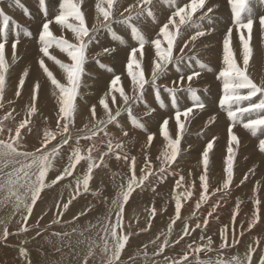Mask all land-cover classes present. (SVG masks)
<instances>
[{"label":"bare ground","instance_id":"6f19581e","mask_svg":"<svg viewBox=\"0 0 264 264\" xmlns=\"http://www.w3.org/2000/svg\"><path fill=\"white\" fill-rule=\"evenodd\" d=\"M74 1L75 0H65V2H64V3H66V5L68 7H70V10L72 12H74L73 13L74 15L73 14L70 15L69 13H71V12L69 11V13H67V15L65 14L66 17H59L60 16L59 12H57V10H56V11H52L50 13V17H48L46 20H47L48 23L52 24V31L59 30L57 28H61V26H63L66 29V31L69 33L70 38H72L73 42H75L77 44H80L78 47H83V48L85 46H87L88 43H89L88 42V30L96 29V28L100 29L103 26L105 27L106 24L108 25V24H111L114 21L123 19V18H119V16L123 15L125 13H127V15H128L130 10H131V12L132 11L135 12L137 9L142 8V12L147 13V9H148L147 7H143L148 2V0H124V1H126L124 3H122V0H120V4H118V5H115L110 0H81V1L80 0H76L78 2H81V6H82L81 10L77 11L75 9L74 5H73ZM103 1H110V2H109L108 5L100 3V2H103ZM154 1L155 0H153V3H154ZM178 1H179V5L178 6L175 5L174 7H171L168 4H165V8H163L162 6L159 5V7H160L159 10L156 9L154 4H153L154 8H153L152 12L154 13V15L156 16L157 19H155V21L152 22V23L146 22L144 20L141 21V22H144V25H145L144 30H147V31L150 30V32H151V30L154 31L156 41H154L155 43H153L152 47H149V46L148 47H145V46L144 47L143 46L140 47L141 44H142L140 42H142V41L138 42L136 40L137 43H140V46L138 45V47L136 49L134 48L135 50L132 48L134 50V54L133 55L129 54V55L126 56V58H121V59H126V60L129 61L128 62L129 65L131 64L130 65L131 66L130 67V71L125 72L122 78H120V79L118 78V80L113 82L112 85H110L111 86L110 87L111 90L109 89L110 91L106 90L107 89L106 86H107V84L109 82L106 81L105 79L100 80L99 79L100 77L97 76L98 74L96 75V77H95L96 79H95L93 77L95 75V72H96L93 69L94 65H93V67L89 65V69H91L92 74L93 73L94 74L93 75L92 74H88V77L85 76V79H84L83 82H84V85L87 86V89L84 88V90L85 89L87 90L85 96L88 97V102L90 104L89 103L87 104V102H85L82 105L76 103L75 108L73 107L74 110L73 109L68 110V108H65L64 105H60V106H63V107H58V104H60V103H58V98L63 96L62 92L58 91V90H60L59 87L60 88H62L61 86L64 87L65 84H68V82H69L68 80L71 77L74 76L73 72L70 71L72 68L68 69L70 67H66V65H65L66 63L64 64V62H63L65 60V61H68L69 63H73V61H74L73 59L74 58H73V56H67L68 53L66 55H64V53L66 51L64 53H62L65 49L63 48L61 43H64L65 41L61 42L58 39H55V40L59 41V43L56 41L57 44H55V45L53 44L54 45L53 49L56 52H49L48 51L49 53L48 52L45 53L43 55V57H42V59H43V61L45 63L48 62V60H50L53 63L52 65H54V67L49 65L50 64L49 63V64H47L48 70H45V71H42V72L38 71L37 65H39L40 62L37 61V59H38L37 58L36 62L33 63L27 69V71L25 73L22 72L24 74L23 78L20 77L21 79H17L15 82H12V84H15V85L19 84V86H20L21 82L25 84V82L28 83V82L33 80V82L36 83V86H40L39 103L41 104V107H42V115L47 118V120H45V121H48V119H49L50 123H51L50 125L48 124L47 129H50L54 124L57 125V126L61 125L62 121L67 120L68 117H70L71 120L76 121L78 127L86 129L85 132L82 131V130L76 131V132L73 133L72 136L69 133V137L66 138L65 141L66 140H70L71 141V139L78 140L77 139L78 137H80V139H82V138H85V139L91 138L93 135H95V133H97L99 131L102 134H105V132H107L109 135L112 136V139H114V140H116L117 138H120L121 136L124 137V135L111 134V132L109 131V127L105 130V126H103L100 130H98L97 128L94 127V125L97 124L99 121H102L103 119L108 117L110 109H108L107 105H109V107L111 105L115 106L116 105L115 104L116 101L120 102V103H123L122 98L126 97V94H124L123 92H126V93L129 92L130 95L132 96V98L135 96V94L138 92V90L143 86V82L139 81L140 77L144 78L143 74L145 75V78H147L148 80H152L153 81V79H155L156 76L159 73L163 72V69H164L163 65L166 63V57H167L165 55L164 51H167V50H163L162 52H160L161 45H162L163 42H165L166 46H169V41L173 42L174 40H176L175 39L176 36H177L178 40L180 39V36H182L181 39H180V48H181L182 52H180V50H175L174 51L175 55H176V59L175 60H177L179 58H182V57H185L186 56L185 54H187V55L194 54L196 52V49H197L198 54L200 55V57L204 58V59H202L204 61V63L199 62L198 65H193L192 67H190V65L192 64V61H191V63H189L190 62L189 61L186 64H183V66L185 68H182L180 66H179L180 68H176V70L177 71L179 70V72L176 73V74H173L172 76H169L168 79L166 78V83H168L169 86H171L172 88L176 84H177L176 85L177 88L190 87V85L194 84L195 82H194V80L192 82H188V81L190 79L192 80L194 75H197L199 73L202 74L201 77H202L203 80L205 79V78H203L204 72L206 73V75H207V73L210 74V75L214 74L213 73L214 70H212L213 69L212 67H209V68L205 67V65H207L209 62H211L212 53H215L214 56L216 58L219 57L218 59L222 60V61L219 60L220 63H219L218 66H221L225 71L232 69L231 71H234L236 73V74L234 73L236 75L235 78H241V79L248 80L247 82H250L249 79H252V80L255 81L256 85L258 84V85L264 87V55L261 53L263 55V58L260 57L261 56L260 55V56H257L254 59V57L256 56L255 55L253 57V59H251L252 53L254 51H253V47L251 49L248 35H245V40H244V41H246L245 43L240 41L238 39L237 35H235V38H236L235 40L236 41H233V45L232 46H233V48L235 47V49H236V55H233V56H231V54L229 53V46L227 45L229 42L227 44H226L225 41H224V43H219V42H217L216 38L211 36V33H210V36H205L204 35V30H209L211 32L216 31L215 36L218 35V37H224V35H226L225 38L228 39V38L232 37L231 34H234L233 32H234L235 27L238 28L239 25L233 27V29H232V27L228 28L227 27L228 26L227 20H223L222 15L224 14V12L221 11L220 7H222L224 0H208V2L209 1L211 2L209 4H208V2H205L206 0H178ZM228 1L230 2V0H228ZM25 2L27 3V0H25ZM30 2L33 3L34 7L36 8L37 0H31ZM233 4H234V2H233ZM104 7H106V8H104ZM11 10H12L11 7L8 8L7 6H5V13L11 14ZM39 10H40V8H39ZM33 11L37 12L36 9H33ZM20 12H21V14H26V7L22 6L20 8ZM221 12H222V15L219 17ZM201 13H203L205 15L203 16V14H201ZM226 13H227V11L225 12V14ZM16 15L18 17H20L22 19V21H25L26 19L29 20L28 18H26L23 15H20L19 13H16ZM198 15H200V16L198 17ZM229 15L230 14H228V16ZM9 17H10V15H9ZM205 17H207V18H205ZM221 17H222V19L219 20V18H221ZM240 17H242V16H240ZM247 17L248 16H245L244 18H246V19H244V18L243 19L246 21ZM36 18L37 17H35L34 19H36ZM65 18H68L71 21V23L63 22L65 20ZM196 18H198V19H196ZM203 18H205V19H203ZM40 19H42V18H40ZM237 19H239V17H237ZM42 20L44 21V19H42ZM250 20H252V18ZM250 20L248 22H252L253 21V20L252 21H250ZM5 21H6V24H7L6 17H0V29H1L0 30V36L1 37L5 33V32L3 33L4 30L2 28L5 25ZM43 21L41 23L42 25L44 23ZM185 21H186V23H191V25L188 24L187 30L192 35L188 34V32L186 30H184L185 32L183 34H179L178 33L180 30H182L181 24L183 22H185ZM189 21H191V22H189ZM245 21H244V23H245ZM255 21H257V20H255ZM260 21H262V20H260ZM242 22H243V20H242ZM235 23H233V24H235ZM88 24L91 25V28L88 26ZM236 24H240V22H237ZM242 24L243 23H241V25ZM250 24H252V23H250ZM253 24H254V22H253ZM42 25H40V26H42ZM122 27H123V31H124L126 29L128 30L130 26L129 25H122ZM41 28H43V30H44V28L47 29L46 33H48V29L49 28H47L46 26H42ZM118 28H120V27H118ZM81 29L83 30V32L80 31ZM43 30H41V31L43 32ZM100 30H102V29H100ZM18 31L20 32L21 29L19 28ZM236 31L237 30H235V32ZM89 32H91V31H89ZM150 32H149V34H150ZM118 34H119V32H118ZM125 34L127 35V37L126 38L123 37L122 39L120 37H118V35H117V38L114 37L115 35L114 36L112 35V38L111 39H106V42L105 41L102 42L104 39L102 41H99V42L95 41L96 42L95 44H94V42H92L94 44L93 45L94 46L93 47L94 53L97 54V53H100V52H105V53L106 52H113V53L119 54L121 51H118V49H116V48L115 49L112 48L113 43H121L122 42V44H123L128 39H130V44L131 45L133 43V40H131V39H133L131 37V34L132 35L134 34L133 31H131L130 35H128V33H126V32H125ZM149 34L146 37H148ZM206 34H207V32H206ZM228 34H230V35H228ZM69 35L66 34L65 37L68 38ZM142 36H144V35L142 34ZM242 36L243 35H240L239 37H242ZM6 37H5V39H6ZM13 37H16V36H13ZM146 37H144V38H146ZM2 38H4V36ZM261 38L257 39V44L260 47L259 49H261V47L263 46L262 51L264 53V30H262V37ZM141 40H143V39H141ZM203 40H204V42H202ZM3 41H4V39H3ZM30 41H32V40H30ZM50 41L48 39L46 42H50ZM253 41H255V40H253ZM0 42H2V41H0ZM37 42H38V40H37ZM43 42H44V40H43ZM9 43H11V42H9ZM39 43H41V41ZM188 43H190V44L188 45ZM211 43L219 44L220 48L216 52H214V50L212 49V45L213 44L211 45ZM135 44H136V42L134 41L133 45H135ZM194 44H197L196 49L193 47ZM215 44L213 46H215ZM17 45L18 44L15 45V43H14V45H11L9 47H4L3 46V47L0 48V73L6 67L9 69L10 65H12L14 63L15 58L17 56L19 57V55H16V54H18L17 50H16L17 49ZM44 45H47V43L46 44L44 43ZM116 45L117 44H115V46ZM219 45H217V46H219ZM51 47H53V46L51 45ZM67 47H68V44H67ZM180 48H178V49H180ZM39 49L43 52V44L41 46H39ZM129 49H131V48H129ZM129 49L124 54H126L127 52L131 53L132 49L131 50H129ZM30 50H31V48H30ZM35 50H37V48ZM71 50L72 49H70V51ZM70 51H67V52H70ZM91 51H92V49H91ZM25 52H26V50H25ZM40 53L41 52L39 51V54ZM61 53L63 54V57L60 58V61H61V63L63 65L58 62L59 61L58 57H59V55ZM167 53H168V51H167ZM83 54H85V53H83ZM257 55H259V53ZM40 56H42V55L40 54ZM80 57H81V55H80ZM101 59H103V58H101ZM118 59H120V58H118ZM121 59H120V61H121ZM115 60H117V59L115 58ZM31 61H33V60H31ZM107 61H109V60H107ZM106 62H103V63H100V64L104 65V63H106ZM111 62H109V64ZM212 62H213V60H212ZM212 62H211V64H212ZM88 63L91 64L90 61ZM123 63H124V61L122 62V64ZM41 64H43V63H41ZM92 64H94V63L92 62ZM95 65H97V64H95ZM115 65H113V66H115ZM213 65H215V64H213ZM42 66H44V65H42ZM110 66H111V64H110ZM124 67H123V69H124ZM126 67H125V69L127 70ZM144 67H145V69H144ZM43 69H45V68H43ZM107 70L110 71L111 69H107ZM117 70H116V72H117ZM146 70H147V72L149 74L148 77H146ZM82 71H83V68H82ZM101 71L102 70L100 69L99 73ZM200 71H203V72L201 73ZM219 71H216V72H219ZM105 72H106V70H105ZM111 72L112 71H110V73ZM123 72H124V70L121 71L120 74L123 73ZM28 73H29V75H28ZM228 73H230V71ZM102 74H104V73H102ZM111 74H113V73H111ZM12 75H14V74L11 71L9 73V76L12 77ZM19 75H20V73H19ZM105 76L108 77L109 75L106 74ZM113 76L115 77L116 75H113ZM227 77L228 76H225V78H227ZM225 78H220V79L216 78L217 79L216 82H218V84L221 83L220 85H222L223 81L226 80ZM230 78H232V77H230ZM235 78L233 77V79H235ZM78 79H80V78H78ZM107 79H109V78H107ZM235 80H236L235 83L239 82L238 81L239 79L238 80L235 79ZM231 81H232V79H231ZM247 82H245V83H247ZM102 84H104V85H102ZM178 84H180V85H178ZM224 84H227V83H224ZM232 84L234 85L233 81H232ZM232 84H231V86H232ZM250 84L251 85H249V86H252V83H250ZM204 85H205V87L208 86L206 84H204ZM10 86H12V85H10ZM77 86H78V84H77ZM247 86H248V84H247ZM69 87H71V86H69ZM220 87H222V86H220ZM239 87L241 88L243 86H239ZM64 88L66 89V87H64ZM252 88H254V87H252ZM202 89H200V90H202ZM244 89H243V91H245ZM248 89L246 90V92H248ZM30 90H31V87H30ZM33 90H34V88H33ZM64 90H63V93H64ZM67 90H69V89H67ZM233 90L232 91L235 92V89H233ZM17 91H18V89H17ZM95 91L98 94L103 92V91H105V93H103V94L101 93L102 96L99 97L98 95L95 94ZM204 91H206V90H204ZM212 91H213V89H212ZM252 91L250 90V93ZM76 92H77V90H76ZM76 92H74V93H76ZM83 92H85V91H83ZM1 93H3V90H2ZM222 93L223 92H221V94ZM250 93H246V94L248 95ZM254 93L253 94L251 93V95L253 96ZM263 93H262V96L264 95ZM35 94H37V92ZM233 94H232V96H233ZM151 95H152V93H151ZM163 95L165 96V98H169L171 94H166L165 91H164ZM116 96H118V99H116ZM175 96H176V94H175ZM191 96L192 95H187V99H189ZM228 96H229V94H228ZM232 96H231V99H233ZM236 96H238V95H236ZM252 96H250V99H251ZM262 96H261V98H264ZM89 98H91L93 100L90 102ZM240 98L241 97H239V100H241ZM259 98H258V100H259ZM14 99H15V97H14ZM250 99H249V101L245 100L246 101V105L249 102H251L252 100L253 101H254V99L256 100V97L253 98L251 101H250ZM236 100H238V98ZM258 100H256V102L255 101L254 102L257 103ZM60 101H61V99H60ZM74 101L75 100H73V102ZM82 101H85V100H82ZM194 101H195V98L191 99L192 104L194 103ZM262 101H264V100H262ZM262 101H259V102L261 103ZM188 102L189 101H186L185 103H183V106L185 107L183 109V111H185V112H181L178 115L171 114L172 115V120H169L170 121L169 124L167 126H165V127H162L163 125L161 126V128L163 129V132L161 134V138H162L161 146H160V148L158 150H156L155 152L152 153V158L153 159L150 160L151 163H157L158 165L160 163H165L169 159L168 154H170L172 151L175 150L174 149L175 143L178 144V142L185 135L186 129L184 128L182 123L188 124V117H190L189 116L190 112H187L186 110L189 109V108L195 107V106L189 107ZM32 103L34 104V102H32ZM32 103H29V105L32 104ZM155 103L160 106L159 102L155 101ZM216 103H218V102H216ZM238 103H239V101H238ZM252 103L253 102L249 103V105H253ZM262 103H264V102H262ZM23 104H26V103L23 102ZM189 104L192 105L191 103H189ZM3 105H2V107L8 106L7 104H5L6 106H3ZM68 105H70V104H68ZM220 105H222V104H220ZM246 105H245V107H246ZM258 105H259V103L256 104L255 106L258 107ZM22 106L17 105L16 106V110L14 109L15 111L13 113H11V116H10V118L13 120V122L18 127L21 126L22 118L25 117V114H26V112L23 110ZM261 106L262 105H259V107H261ZM68 107H71V105L68 106ZM252 107H254V106H251V108ZM249 108H250V106H249ZM4 109H6V108H4ZM29 109L31 110V108H29ZM220 109H222V107H220ZM170 110L174 111V109H170ZM193 110L195 111L196 108H193ZM226 110H227V108H226ZM11 111H13V110H11ZM195 114H196V112H195ZM230 114H231V112H230ZM252 114H255V113H252ZM3 116H5V115H3ZM96 116L98 117L97 119L95 118ZM203 116H204V114H203ZM262 116H263V114H262ZM213 118H215V117H213ZM40 119H42V118H40ZM234 119H237V118L234 117ZM2 120H3V118H2ZM160 120H162V119H160ZM202 121L206 122V119H203ZM229 121H233V120L231 118H228V122ZM121 122H123V121H121ZM219 122L214 121V120H210V121L208 120V122H206V124L209 127V131L208 132L206 131L207 133L203 136V138L205 137L204 141H203V138H200V140H199V138L194 139V141H201L200 143H197L195 145L196 146V150L199 152V155L194 159V161L192 163L185 162L186 164H184V163L179 164V165L177 164L182 169V171L181 170L180 171L184 175H186L190 180L193 179V178H191V176L192 177L194 176V177L197 178L196 181L197 180H203L201 183H204L205 181H209L211 183L216 184V187H219V186H221L222 184H224L226 182H230V179H231V177L233 175L231 173L232 167H234V165L237 164L236 162L242 163V158H240L241 156L238 158L237 155H236V152L239 149L236 151V149H237L236 147L238 146V144H237L238 140H236L237 133H236L235 129H232L229 126V124L226 123V121L223 124H221ZM47 123L48 122H45V125ZM111 123L113 124V122H111ZM190 123H192V122H190ZM238 124H240V122H238ZM117 125H120V124H117ZM27 126H28V124H27ZM250 126H248V127H250ZM42 127H44V126H42ZM157 127H159V126L156 125L155 129ZM240 127H241V129H244V130L248 131L251 136H253L255 139H257L258 144L256 145V147H259L261 145L263 140H259V139H260V136L264 137L263 134L259 135L257 133H254L253 129H249V128H247L245 126H242V125ZM251 127H253V126H251ZM111 128H113V127H111ZM116 128H117V126H116ZM22 129H24V128H22ZM62 129H63V127H62ZM135 129H136V127H135ZM24 130H26V129H24ZM32 130H33V133H31V135H29V132H28L27 136L24 134V136H26V138L25 139L23 138L24 141L21 139V141L19 142L21 144L18 145V147L21 146L22 150H24L27 154H30L31 157H32V155H31L32 153H36V155H37V153H42L43 152V150H42L43 148L40 149V147H41L40 140L45 141L43 139L46 136V135L43 136L44 137L43 139L41 138L43 131H46V130H42L41 129V124L40 125L37 124V126H33ZM52 130H55V129H52ZM59 130H60V128H59ZM123 130H124V127H123ZM111 131H112V129H111ZM124 131L126 132V130H124ZM20 132H21V129L16 131V132H2L1 128H0V139L3 140V139H7L9 137L10 138H12V137L15 138L18 135H21ZM113 132H114V130H113ZM115 132H117V129H116ZM127 132H128V130H127ZM140 133H143L140 129L135 132V134H140ZM48 135H50V134H48ZM215 135H218V139H216V138L214 139ZM132 136H133L132 133L129 134V137H132ZM18 137L20 138L21 136H18ZM107 138H109V137H107ZM45 139H48V138H45ZM92 139H93V137H92ZM99 139H101V138H99ZM145 139H146L145 135L141 134L139 139H136L135 142H136V144L138 146L145 147V146L150 145V144H157L160 141V138L156 134H154V136H153V139L155 140V142L153 141L152 136H151V138H150V136H148L147 139L146 140ZM183 139H186V137L183 138ZM7 141H6V143H7ZM9 141H11V140H9ZM108 141H109V139H108ZM48 142L49 141H47V143ZM255 142H256V140H255ZM9 143L10 142H8L7 144H9ZM15 143H17V141ZM47 143L44 142L43 146L46 147ZM66 144H68V143H66ZM72 144H70V145L68 144V146L66 148L68 150L67 151L65 150L66 151L65 152V159H63V158L59 159L58 158L59 160H58L57 163L52 162L53 161L52 159L55 156H56V158L58 157L57 154L60 153L59 151H58V153L55 154V156L53 154H51V153L50 154H48V153L44 154L45 156L48 155V157L50 158V162L47 160L46 163H50L49 167L50 168L52 167L53 170L51 169L52 170L51 173L48 174V182L49 183L51 182V183L49 184V186L46 185L47 188L45 186V188L47 190L44 189L45 191H43V190L40 189L38 192H36V193H40L39 197H41V200L38 198V196H36L37 194L35 196H32L34 193L30 195V187L31 186L33 187L32 184L40 181L44 177V175L41 173L42 170L40 169V166L43 165L42 163H40V161H43V160L40 159L41 156L38 157V159H37L39 163H37V160L32 159L33 157L32 158L29 157L31 159L26 160V161H29V163H24V162L23 163H15V162L14 163H11V162L8 163L9 161L7 163H4V162L0 163V173L2 172V170H4L2 172V174H0V183H1V185H0V264H166L167 262H169V259L166 258L171 253V252L168 251L169 247L168 248L163 247V249L160 250L161 254L157 258L156 256L153 255V253H154L153 246H151L149 248H145L143 250V251H148V255H143L142 253H139V252L123 255L117 250L109 251L106 248H104V246L102 245V242L105 241L106 238H109V239L113 240L118 246L124 247V250H130L131 248L132 249H138V248H140V246H143V244L141 242H130V243L127 242V243H125V242H122L120 239H116V234L109 228V226L110 227H115V225L113 223H109L108 221L106 222L104 220V214H105L106 210L108 209L109 205L111 204V202L113 204H115V202L121 200V198H122L121 197V193H122L123 190L127 189L130 186H132V189L130 191H132L133 189L136 190L135 187H137L138 185H136L134 187L133 173H142L145 170V167L144 166L136 167L135 163H137L138 161L135 160L130 153H126L129 156L128 155L124 156V155H122V153H120L121 151L118 148H116L115 146L106 145V147L101 150V153L102 152H104V153H102V154L100 153L101 157L103 156L104 159L103 158H101V159L99 158L100 160H102L104 162L105 165H102L101 167L96 169L94 166H97L96 165L97 163H95V161L97 162V160H94V161L91 160L89 151L91 149H95L99 145H101V144H99V141H97L96 139H94V141L93 140L92 141L88 140L87 142L83 141V143L81 145L79 144V145H74L73 147H71ZM6 146H8V145H6ZM16 146H14V147H16ZM63 146H62V149H60V151L63 150ZM177 146L180 147V144H178ZM21 148H18V149L20 150ZM248 148L249 147H245L243 150H241L242 154L245 156V165L247 167H248V165L253 166L254 162L262 164L263 161H261L259 159V155L260 154L258 155V153H257V155L255 153V161L253 163L250 162L251 161L250 160L251 153H249ZM3 149H4V147H3ZM76 149H84L85 150V153H82L83 154L82 157L83 158L85 157L84 158V162L80 163L78 166L79 167H83L84 169L88 170V173H89L88 177L95 170L94 171V175H97V176H96V180L94 182V187H95L96 190L104 189V192H103V194H101L99 192V193L96 194V196L92 195L91 193L87 194L88 197L79 199V202L77 203V205L71 206L72 208H69L67 211H65L63 209L67 208V205L68 206L71 205V202H68V201H70L69 198H71L72 195L78 193L80 190L83 191L85 189V182L86 181L83 179V177L80 174H77L74 178L69 179V180H66V176H68V174H65L66 176H62V178H65L64 181L59 183V184H57V182H58L57 181L56 182L57 185L52 184L53 183L52 181L56 179V177H57L56 174H60L61 175L66 170L65 168L67 166H70L69 170H72L73 165H75L77 163L76 160H78L80 158V155L77 157L75 155V153H74V151ZM163 149H164V151H166V153L163 151ZM7 150H6V153H7ZM44 150H45V152L50 151L49 149H48V151H46V149H44ZM98 150H99V148H98ZM0 152H1V150H0ZM9 152H10V150H9ZM106 152L110 153V155L107 156ZM241 152H239V153H241ZM244 152H246V154ZM254 152H256V149H254ZM259 152L264 155V148L261 147ZM85 154H89V155H86L87 156L86 157ZM36 155H34V156H36ZM39 155H41V154H39ZM61 155H62V153H61ZM20 156H22V155H20ZM20 156H18V157H20ZM42 157H43V155H42ZM59 157H61V156H59ZM119 157H123L124 161H118V160L115 159V158H119ZM3 158L4 157L2 156V159ZM23 158L26 159L28 157H26V158L23 157ZM5 159H7V158H5ZM43 159H46V158H43ZM173 159H174V157H173ZM55 160H57V159H55ZM144 160H147V159L142 158V159L139 160V163L143 162ZM98 162H99V160H98ZM176 162H177V160H176ZM143 163H145V162H143ZM222 163L225 164L226 170L219 172L218 169H219V167L221 166ZM26 164L30 165V166H33L31 168L32 169L31 175L27 179H23V180L22 179H19V180L17 179L18 181H16V182L13 181L14 185L11 186L7 191L5 190L6 189L5 187H3V188H5V189H3L2 188V184L6 183L5 185L8 186L9 184H11L10 182H12V180L11 181H7L8 177H10V174H11L10 172L12 170L14 171V169L19 168L21 166H25L24 168L26 169ZM171 164H173V163H171ZM154 165L152 164V166H154ZM256 166H258V165H256ZM37 167H39V168H37ZM112 167L116 168V170L115 171H110L109 169L112 168ZM67 170H68V167H67ZM248 170H249V168H248ZM245 171H247V170H245ZM27 172H29V170ZM100 172H104L106 174L107 179L105 181H103L99 177V173ZM176 173H178L177 170H176ZM210 173H212L213 176ZM248 173H249V171H248ZM246 174H247V172H246ZM172 176H174V174ZM179 176L181 177V175H179ZM234 176H235V174H234ZM1 177H4V179L1 178ZM163 177H164V175H163ZM180 177H176V179L177 180L184 179V178H182L183 176L181 178ZM242 177L243 176L238 177V179L242 178ZM14 178H16V177H14ZM158 178H159V176H158ZM166 178H168V176ZM29 179H31L32 181H30ZM33 179H35V180L33 181ZM154 179H156V178H154ZM189 179H188V181H189ZM56 180H58V179H56ZM157 180L158 179H156V181ZM163 180H164V178H163ZM177 180L170 179L166 183V185L162 186V188L159 191L157 189H156V191H150V190H153V186H152V188L149 190V192L147 191V192L144 193L140 189V191L142 193L141 192L132 193V194H134L133 198L135 197V198H137L139 200V207H138L137 213L138 212L143 213V214L146 213L145 214L146 215V219L150 216V213H152L151 212L152 210H155V208L159 209L158 213L160 215L158 214V216L156 217V219L154 220V222L151 225L149 223H146V222L144 223V225H146L147 227H146V229H143V230H145V232L148 231L150 233L143 237V240H142L143 243L144 242L153 243L156 240V238L158 239V237H159L158 233L160 231V226L167 225V222H165V221H167L169 218H171V217L177 218L178 217V215H179L178 208L181 207V205H182L180 203V199L178 201V195L182 193L184 188H183V185H180V184H179L180 185V190L178 189L179 187L177 188V185H176V181ZM42 181H44V180H42ZM236 181H238V180H236ZM136 182H138V181H136ZM155 183H153L152 185H154ZM197 184H198V182H197ZM41 185H44V184H41ZM145 185H146V183H145ZM161 185H162V183H161ZM204 185H207V184H204ZM148 187H150V186H148ZM35 188H36V186H35ZM35 188L33 187V189H35ZM154 188H156V187H154ZM157 188L159 189L160 187H157ZM205 188H202V190L205 189ZM42 189H43V187H42ZM195 189L197 190V187H195ZM135 190H134V192H135ZM143 190H144V188H143ZM208 190H209V188H208ZM211 190L213 191L214 189H211ZM257 190H258L257 187L254 188L253 189V194ZM35 191L33 190V192H35ZM203 191L206 193V190H203ZM216 191H217V189H216ZM250 191H252V190L248 191L249 195H250ZM262 191H264V188H262ZM116 192L119 193V196H114V194H116ZM198 192L200 193V191H198ZM214 192H215V190H214ZM79 193H81V192H79ZM185 193L188 194V191H186ZM205 193H203V195H205ZM132 194H130V195H132ZM189 195H190V192H189ZM201 195H202V193H201ZM193 196H194V194H193ZM250 196H252V195H250ZM74 197H75V195H74ZM130 197L132 198V196H130ZM207 197L209 198L208 195H207ZM225 197L228 198L227 196H225ZM252 197H254V196H252ZM126 198H129V197H127V195H126ZM187 198H189V197H187ZM211 198H212V195L210 196V199ZM189 199H193V197L189 198ZM200 199H201V196H200ZM200 199H199V197H197V199L193 200L192 202L189 201V202H191L190 205L192 206L193 210L197 211V209L199 208V205L201 203ZM72 200H73V198L71 199V201ZM203 200H204V198H203ZM175 201H178L177 203H180L181 205H179V207H176ZM62 202H63V205L60 208L63 211H61V210L57 211L56 208L59 205H61ZM34 203H36L35 207L30 208V205H34ZM244 205L245 204L243 203L242 206H244ZM204 206H206V205H204ZM238 207L240 208L241 206H238ZM200 208H202V207L200 206ZM148 210H150V212ZM156 210H155V212H156ZM182 210H183V208H182ZM213 212H215V210L214 209L212 210V208L210 209L208 207V208H205V211L203 212V213H205L203 215H205L206 218L201 214V212H200V214L202 215V217H199V216L198 217L201 218V220H203V222H204V221L207 220L208 216L211 215V213H213ZM222 212H224V210H222ZM222 212H217L216 211L217 215L215 217H213V220L216 221L217 225L221 224V222H222L221 219H222V217H224V215H223L224 213H222ZM188 213H190V212H188ZM184 214H186V213H184ZM194 214H196V216H197V213H194ZM182 215H183V213H182ZM158 218L162 219V221H160V224H161L160 226L156 225ZM257 219L260 220L259 218L256 217V219H254V220H250V219L248 220L247 219L246 221H242L241 224H240V227L243 228V226H241V225L244 224L245 227L248 226L249 228L252 229L253 227H255L256 225L259 224ZM209 224H214L215 225V222L214 223H209ZM204 225L207 226V224H204ZM128 226H130V224ZM197 226L199 228V224ZM93 230H96V231H93ZM143 232H140V233H143ZM249 238H250L249 242L252 241V243H255L253 252H251V251L249 252L250 255L252 256V254L256 251L257 244L261 242V239L259 238V241L256 240L258 237L255 234L250 236ZM138 239H139V236L137 237V239H134V240L137 241ZM152 240H153V242H152ZM263 241L264 240H262V242ZM246 244H247V242L245 244H243L241 247H243ZM240 248H239V250H240ZM183 249H184V251H187V249L185 247ZM259 249H261V248L259 247ZM239 250H238V254H235L236 258L239 261L240 260L243 261L244 257H246V260H248L249 254L245 255V253H247V250L244 247H243V249L240 250V252H239ZM263 250L264 249H262V251ZM259 251L260 250H258L257 252H259ZM162 253H163V255H162ZM256 255H257V253H256ZM112 256L115 257V263H113L112 260L110 259V257H112ZM122 256L124 257V259H122L123 258ZM120 257H121V259H120ZM259 257H260V255H259ZM260 258H262V257H260ZM260 258H258V259H260ZM262 259H264V256H263ZM254 260H255V257H254ZM256 261H258V260H255L254 262H256Z\"/></svg>","mask_w":264,"mask_h":264},{"label":"rangeland","instance_id":"374dc122","mask_svg":"<svg viewBox=\"0 0 264 264\" xmlns=\"http://www.w3.org/2000/svg\"><path fill=\"white\" fill-rule=\"evenodd\" d=\"M0 1H1L0 2V17H6V19H7V24H6V21H5V25H4V27H2L3 30H4L3 33L4 32L5 33L3 35L4 38H2L3 36L2 37L0 36V41H2V42H0L2 44V45L0 44V48L3 47V46L4 47H9L11 45H14V43H15V45L18 44L17 45V49H16L18 54H16V55H19V57H20L19 58L17 56L18 58L17 57L15 58V61H14V63L12 65H10V68L8 69L6 67L1 72L2 74L0 73V77L2 78V79L0 78V113H1L0 114V128H1L2 132H16V131L21 129V132H20L21 135H18V136L22 137V138L21 137L19 138L17 136L18 138L17 137H15V138H13V137L10 138L9 137L10 139L9 138L3 139V140L0 139V143H1L0 144V150L2 152V153L0 152V154H1L0 155V157H1L0 158V163H2V162L7 163L8 161H9L8 163H10V162L11 163H14V162L15 163H23V162L24 163H29V161H26V160H29L32 157H33L32 159L37 160L38 157L41 156L40 159L43 160V161H40V163H42L43 165L40 166V169L42 170L41 173L44 175V177L40 181H38L36 183L33 182L34 184H32V185H33L34 188L36 186V188L33 189L32 186L30 187V195L34 193L32 196H35L37 194L36 196H38V198L41 200V197H39L40 193H36V192H38L40 189L45 191L44 189H46L47 186H49V184L51 183V182L50 183L48 182V174L51 173L53 168L49 167L50 163H46L47 160L50 162V158L48 157V155L45 156L44 154H46V153L50 154L51 153V154H53L55 156V154L58 153V151H59L60 153L57 154L58 157L57 158H56V156L54 157L57 160H55L54 158L52 159L53 160L52 162L57 163L59 159H61V158L65 159V152L68 150V149H66L68 144L70 145V144L73 143L71 145V147H73L74 145H79V144L81 145L83 143V141L84 142L85 141L87 142L88 140L89 141H92V140L94 141V139H96L97 141H99V144H101V145H99L95 149H91V150L89 149L90 150L89 152H90L91 160L92 161L97 160V162L95 161V163H97L96 164L97 166H94L96 169H98L102 165H105L104 162L102 160H100V159L103 158V156L101 157V154L104 153V152L101 153V150L104 149L106 147V145L115 146L116 148H118L121 151L120 153H122V155H124V156L128 155L126 153H130L132 155V157L135 160L138 161L137 163H135L136 167H140V166H144L145 167V170L142 173H133L134 187L136 185H138L137 187H135L136 190L133 189L132 191H130L132 189V186H130L127 189L123 190L122 193H121V197H122L121 200L115 202V204H113L111 202V204L109 205L108 209L106 210V212L104 214V220L106 222L108 221L109 223H113L115 225V227H110L109 226V228L116 234V239H120L122 242H125V243H127V242H129V243L130 242H141L143 244V246H140V248H138V249H132L131 248L130 250H124V247H120L113 240H111L109 238H106L105 241L102 242V245L104 246V248H106L109 251L117 250L123 255L130 254V253H136V252L142 253L143 255H148V251H143V250L145 248H149V247L153 246V248H154L153 255L158 258L159 255L161 254L160 250L163 249V247H166V248L169 247L168 251L171 252V253L166 257L167 259H169V262H167L166 264H264V259H262L263 256H264V250L262 251V249H264V243H263L264 241L262 242V240H264V200H263L264 199V191H262V188H264V158H263L264 155L259 152L261 147L264 148V137L260 136L259 140H263V142L261 143V145L259 147H256V145L258 144L257 139H255L253 136H251L248 131H246L244 129H241V127H240L242 125V126H245V127L249 128V129H253L254 133H257L259 135H261V134L264 135V110H263L264 109V105H263L264 103H262V102H264V101H262V100H264V98H261L262 93L264 92V87H262V86H260L258 84L256 85L255 81L252 80V79H249L250 82H247L248 80L241 79V78H235V76H236L235 74L236 73L234 71H231L232 69L225 71L221 66H218L220 61H222V60L218 59L219 57L216 58L214 56L215 53H212V55H211V62L213 60L212 64H211V62H209L207 65H205V64L204 65L207 68L212 67L213 68L212 70H214V72H213L214 74L210 75V74L207 73V75H206V73L204 72L203 78H205V79L203 80L202 77H201L202 74L199 73L200 75L199 74L194 75L192 80L190 79L191 81L190 80L188 81V82H192L194 80V82H195L194 84L190 85V87L177 88L176 87L177 84H176L172 88L171 86H169L168 83H166V78L168 79L169 76H172L173 74L178 73L179 70L177 71L176 68H180V67L185 68L183 66V64H186L189 61H190L189 63H191V61H192V64L190 65V67H192L193 65H198L199 62L204 63V61L202 60L204 58L200 57V55L198 54V51L196 49L197 44H194V46H193L196 49V52H197V53L195 52L196 54L195 53L191 54V55L185 54L186 55V56L184 55L185 57H182V58H179V59L175 60L176 59V55H175L174 51L175 50H180V52H182L181 48H180V39H181L182 36H180L179 40L177 39V36H176V38H175L176 40H174L173 42L169 41V46H166L165 42H163L162 45H161L160 52H162L163 50H167L168 51V53H167V51H164V53H165V55L167 57H166V63L163 65L164 66L163 72L159 73L156 76V78L153 79V81L152 80H148L147 78H145V75L143 74L144 78L143 77L139 78V81L143 82V86L138 90V92L135 94V96L132 98V96L130 95L129 92L128 93L123 92L124 94H126V97L122 98L123 103H120V102L116 101V103H115L116 105L115 106L111 105L109 107V105H107L108 109H110L108 117L103 119L102 121H99L97 124L94 125V127L97 128L98 130H100L103 126H105V130L109 127V131L111 132V134L124 135V137L121 136L120 138H117L116 140H114V139H112V136L109 135L107 132H105V134H102L99 131V132L95 133V135L92 136L93 139H92V137L91 138H87V139H85V138L80 139V137H78L77 138L78 140L71 139V141L70 140H66L65 141V139L69 137V133L72 136L74 132L79 131V130H82V131L85 132L86 129L78 127L77 126V122L74 121V120H71L70 117H68L67 120L62 121V124H63V125L61 124L62 126L61 125L57 126V125L54 124L50 129H47L48 124L50 125L51 123H50L49 119H48V121H45V120H47V118L42 115V107H41V104L39 103L40 86H36V83L33 82V80L28 82V83L25 82V84L21 82L20 86L22 88L19 86V84L18 85L12 84V82H15L17 79L23 78V75H24L23 73H25L27 71V69L33 63L36 62L37 58H38L37 61L40 62L39 65H37L38 71L42 72V71L48 70L47 64H49V63H50L49 65L54 67V65H52L53 63L50 60H48V62L45 63L43 61L42 57L48 51L49 52H56L53 49L54 45L57 44V42L59 43V41H61V42L65 41L64 43L60 42L62 44L63 48L65 49V50L63 49L64 51L62 53H64L66 51L64 53V55H66L68 53L69 55L67 54V56H73V58H74L73 60L74 61H73V63H69L68 61H65V60L63 62H64V64L66 63L65 64L66 67H70L68 69L72 68L74 70V71L72 69L70 70V71L73 72L74 76L72 75L73 77H71L68 80L69 82L67 81L69 85L68 84H65L66 86L64 85V87H66V89L63 86H61L62 88L59 87L60 90H58V91L62 92V95L64 97L62 96V97L58 98V103H60V104L57 103L58 107H63V106H60V105H64V107L68 108V110H71V109L74 110V108L76 106V103L82 105L85 102H87V104H88L89 103L88 102V97L85 96L86 95V91H87L86 90L87 86L84 85L83 81L85 79V76L88 77V74H92L91 69H89V65L92 66V67L94 65L93 69L96 71L95 75L93 76L94 78L98 74L97 76L100 77V78L98 77L100 80L105 79L106 81L109 82L107 84V86H106V88H107L106 90H109L110 87H111L110 85H112L113 82L118 80V78L119 79L122 78L125 72L130 71V67H131L130 65L131 64L129 65V63H128L129 61L126 60V59H121V58H126V56L129 55V54L133 55L134 54V50L138 47V45L140 46V43H142L140 47H142V46L143 47L144 46L145 47H148V46L152 47L153 43H155L154 41H156V39H155L154 31L151 30V32H150V30H148L150 32V34H149V32L147 30H144V27H145L144 22H141V21L144 20L146 22L152 23V22L155 21V19H157L156 16L154 15V13L152 12V10L154 8L153 4H154L155 8L159 10L160 9L159 5L162 6L163 8H165V4H168L171 7H174L175 5L178 6L179 5V1L178 0H155L154 3H153V0H148V2L143 6V7H147L148 8L147 9V13L142 12V8L137 9L135 12H133V11L131 12V10H130L128 15H127V13H125V14L119 16V18H123V19L114 21V22H112L111 24H108V25L106 24L105 25L106 28L104 26L100 28L102 30L97 29V28L88 30V42L89 43L84 48L83 47H78L80 44H77V43L73 42L72 38H70L69 33L66 31V29L63 26H61V28H57L59 30L52 31V24L48 23L47 20H46L48 17H50V13L52 11H56L57 10V12H59V15H60L59 17H66V15H67V13H69V11L71 12V13H69L70 15L74 13V12H72L70 10V7H68L66 5V3H64L65 0H63V1L62 0H37L36 8L34 7V4L30 2L31 0H27V3L25 2V0H9V1L8 0H6V1L5 0H0ZM110 1L113 2L115 5L120 4V0H110ZM110 1H103V2H100V3L108 5ZM242 1L243 0H236V1L235 0L231 1L230 0V2H231L230 3L228 0H224L222 7H220L221 11L224 12V14L222 15V12H221L219 17L222 15L223 20H227L228 26H229V24L231 22L232 23L230 24V27H232V29H233V27L239 25L238 28L235 27L234 32H233L234 34H231V36H232L231 38L232 39L231 38L226 39L225 38L226 35H224V37H218V35L215 36L216 31L211 32L209 30H204V35L205 36H210V33H211V36L216 38L217 42L224 43V41H225L226 44L229 42L227 45L229 46V53L231 54V56L236 55V49H235V47L233 48V46H232L233 45V41H236L235 40L236 39L235 35H237L238 39L240 41L244 42V43L246 42V41H244L245 40V35H248L251 49L253 47V51H254L252 53L251 59H253V57L255 55L256 56L254 57V59L257 56H260V55H261L260 57L263 58V55H264V53L262 51L263 46L261 47V49H259L260 47L257 44V39L262 37V30H264V21L263 20L262 21H258L257 17H255L256 16L255 13H254L255 16L252 17L253 21L250 20L251 19L250 17H247L246 21L244 20V19H246V18H244L245 16H243L244 19L242 17H240L241 15L239 14L238 10H239V7L242 6ZM124 2H126V1L122 0V3H124ZM205 2H208V0H206ZM233 2H234V4H233ZM209 3H211V2L209 1L208 4ZM73 5H74V7H75V9L77 11H80L81 8H82L81 2H78L76 0L73 2ZM5 6H7L8 8H10V7L12 8L11 14L5 13ZM22 6L26 7V14H21L20 8ZM38 7L40 8V10H39ZM104 8H106V7H104ZM33 9H36L37 12H34ZM226 11H227V13L225 14ZM16 13H19L20 15L25 16L30 21L27 20V19L25 21H22V19L20 17H18L16 15ZM201 14H203V13H201ZM228 14H231V16H232L231 22H229L230 21V15L228 16ZM9 15H10V17H9ZM200 15H198V17ZM204 15L205 14H203V16ZM35 17H37V18L34 19ZM222 17L219 18V20H221ZM237 17H239V19H237ZM40 18L44 19V21L42 19H40ZM205 18H207V17H205ZM205 18H203V19H205ZM196 19H198V18H196ZM242 20H243V22H242ZM249 20L252 21V22H248ZM255 20H257V21H255ZM42 21L44 22L43 25L41 24ZM244 21H245V23H244ZM63 22L71 23V21L68 18H65V20ZM189 22H191V21H189ZM235 22L236 23L240 22V24H236ZM247 22L249 24L250 23H252V24L249 25ZM253 22H254V24H253ZM233 23H235V24H233ZM241 23H243L244 25L243 24L241 25ZM255 23H257L256 26H255ZM188 24L191 25V23H186V21L183 22L181 24L182 30H180L178 33L179 34H183L185 32L184 30H186L188 32V34L192 35L187 30ZM40 25L46 26L47 28H49L48 29V33H46L47 29L44 28V30H43V28H41L42 26H40ZM122 25H129L130 27H129L128 30L126 29V30L123 31ZM88 26L91 28V25L88 24ZM118 27H120V28H118ZM19 28L21 29L20 32L18 31ZM41 30H43V32ZM235 30H237V31L235 32ZM80 31L83 32L82 29ZM89 31H91V32H89ZM131 31H133V33H134L133 35L131 34ZM118 32H119V34H118ZM125 32L128 33V35L131 34V37L133 38L131 40H133V43H132V45L130 44V39H128L123 44H122V42L121 43H113L114 46H115V44H117V45L115 47L112 45V48H114V49L116 48V49H118V51H121L119 54L113 53V52H106V53L105 52H100V53H97L98 54L97 55L96 53H94V50H93L94 46L93 45L96 42L102 41L103 39L104 40L102 42H104V41L106 42V39H111L112 35L113 36L115 35L114 36L115 38H117V35L121 39L123 37L126 38L127 35L125 34ZM206 32H207V34H206ZM66 34L69 35L68 38L65 37ZM142 34L144 36H142ZM148 34H149V36L146 37ZM228 35H230V34H228ZM240 35H243V36L239 37ZM13 36H16V37H13ZM5 37H6V39H5ZM144 37H146V38H144ZM3 39H4V41H3ZM48 39H49V41L50 40L51 41L50 42H46ZM55 39H58L59 41H57ZM141 39H143L144 41L141 40ZM30 40H32V41H30ZM37 40H38V42H37ZM43 40H44V42H43ZM136 40L138 42L139 41H142V42L137 43ZM253 40H255V41H253ZM40 41H41V43H39ZM134 41L137 44V45L135 44L136 46L133 45ZM9 42H11V43H9ZM92 42H94V44ZM202 42H204V40ZM44 43L45 44L47 43V45H44ZM42 44H43V52L39 49V46H41ZM67 44H68V47H67ZM189 44L190 43H188V45ZM212 44L214 45L215 43H211V45ZM51 45L53 47H51ZM213 45H212V49L214 50V52H216L220 48V45L219 44H215V46H213ZM217 45H219V46H217ZM30 48H31V50H30ZM36 48H37V50H35ZM129 48H131V49L135 48V49L134 50L132 49L133 50L132 51ZM178 48H180V49H178ZM70 49H72V50L70 51ZM91 49H92V51H91ZM128 49L131 50V53L127 52L126 54H124L126 51H128ZM25 50H26V52H25ZM39 51L41 52L40 54L42 56H40ZM67 51H70V52H67ZM62 53L58 57V60H59L58 62L60 64H62L61 61H60V58L63 57ZM83 53H85V54H83ZM258 53H259V55H257ZM80 55H81V57H80ZM101 58H103V59H101ZM115 58L117 60H115ZM118 58H120L121 61ZM31 60H33V61H31ZM107 60H109V61H107ZM87 61L88 62L90 61L91 64L93 62L94 64L91 65ZM123 61H124V63L122 64ZM103 62H106V63H104V65L100 64V63H103ZM109 62H111L110 63L111 66H110ZM41 63H43V64H41ZM95 64H97V65H95ZM213 64H215V65H213ZM42 65H44V66H42ZM113 65H115V66H113ZM124 66L127 68V70L125 69ZM123 67H124V69H123ZM23 68L24 69L26 68V69L24 70ZM43 68H45V69H43ZM82 68H83V71H82ZM100 69L102 71L99 73ZM107 69H111L110 71H112L111 73H113V74H111L110 71H108ZM112 69L113 70L115 69V70L113 71ZM144 69H145V67H144ZM105 70H106V72H105ZM116 70H117V72H116ZM123 70H124V72L120 74V72L123 71ZM11 71L13 72V74L15 76L14 75H12V77L9 76V73ZM216 71H219V72H216ZM229 71H230L231 74L228 73ZM200 72L202 73L203 71H200ZM19 73H20V75H19ZM102 73H104L105 75L108 74L109 76L106 77ZM28 75H29V73H28ZM113 75H116V76L114 77ZM148 75L149 74H148V72L146 70V77H148ZM225 76H228V77L225 78ZM229 76L232 77V78H230ZM111 77L113 79L114 78L115 79L113 80ZM233 77L235 79H237V80L239 79L238 80L239 82L235 83L236 80L233 79ZM78 78H80V79H78ZM107 78H109V79H107ZM216 78L217 79L225 78L226 80H224L222 85H220L221 83L218 84V82H216V80H217ZM231 79H232L234 85L232 84ZM245 82H247V83H245ZM203 83L208 85V86L205 87V85ZM224 83H227V84H224ZM250 83H252V86H249V85H251ZM77 84H78V86H77ZM231 84H232V86H231ZM247 84H248V86H247ZM10 85H12V86H10ZM102 85H104V84H102ZM178 85H180V84H178ZM69 86H71V87H69ZM220 86H222V87H220ZM239 86H243V87L240 88ZM30 87H31V90H30ZM252 87H254L255 89L252 88ZM33 88L37 92V94H35L36 92L33 90ZM84 88H86V89L84 90ZM17 89H18V91H17ZM67 89H69V90H67ZM200 89H202V90H200ZM212 89H213L214 92L212 91ZM231 89L232 90L235 89V92H233L234 90L232 91ZM243 89L245 91H243ZM247 89H248V92H246ZM2 90H3V93H1ZM63 90H64L65 94L63 93ZM76 90H77V92H76ZM204 90H206V91H204ZM250 90L251 91L253 90L251 92L252 94L255 92L254 95H253L254 97L251 95ZM83 91H85V92H83ZM105 91H103L101 93L103 94V93H105ZM164 91H165L166 94H171L170 95L171 98L170 97L169 98H165V96L163 95ZM220 91L223 92V93L221 94ZM74 92H76L77 94L74 93ZM245 92L246 93H250V94L247 95ZM101 93L98 94L95 91V94L98 95L99 97L102 96ZM151 93H152V95H151ZM258 93H260V96H257V95H259ZM175 94H176L177 97L175 96ZM228 94H229V96H228ZM232 94H233V96H232ZM187 95H192V96L189 99H187ZM199 95H200V99H198V97H197ZM236 95H238V96H236ZM158 96H159V98H158ZM231 96H232L233 99H231ZM250 96H252L251 99H250ZM14 97H15L16 100L14 99ZM239 97H241L240 98L241 100H239ZM255 97H256V100H258L259 97L261 99L259 98L257 103H255L256 100L254 99L255 102L252 100ZM262 97H264V95ZM194 98H195V101H194L195 104L194 103L192 104L191 99H194ZM237 98H238V100H236ZM60 99H61V101H60ZM116 99H118V96H116ZM249 99H250V101L252 100L251 102H253L252 103L253 105H249V103H251V102H249V103L247 102L248 104L246 105V101L247 100L249 101ZM73 100H75V101L73 102ZM82 100H85V101H82ZM92 100L93 99L89 98L90 102ZM31 101L34 102V104ZM155 101L159 102L160 106L158 104H156ZM186 101H189L188 102L189 107L195 106V107H192V108H189V109L186 110L187 112H190L189 113L190 117H188V124L182 123L184 128L186 129V132H185V135L183 136V138L186 137V139L182 138L178 142V144H180V147L177 146L178 144L175 143V145H174V149L175 150L172 151L170 154H168L169 159L165 163H160L159 165L157 163H151L150 160L153 159L152 158V153L155 152L156 150H158L160 148V146H161V142H162L161 134L163 132V129L161 128V126L163 125L162 127H165V126H167L169 124V122H170L169 120H172V115L171 114L178 115L181 112H185V111H183V109L185 108L183 106V103H185ZM238 101H239V103H238ZM259 101H262V102L260 103ZM3 102L5 104H7L8 106H6ZM23 102L26 103V104H23ZM216 102H218V103H216ZM29 103H32V104L29 105ZM189 103H191L192 105H190ZM258 103H259V105H262V106L261 107H259V105H258V107L255 106ZM68 104H70L71 107H68V106H70ZM220 104H222L224 107L222 105H220ZM244 104L246 105V107H245ZM2 105L6 106V107H2ZM17 105H20V106L23 105L22 108L26 112L25 117L22 118V121H21L22 124H21L20 127L16 126V124L10 118L11 113H13L16 110V106ZM249 106H250V108H251V106H254V107H252L250 109ZM220 107H222V109H220ZM4 108H6V109H4ZM29 108H31V110ZM193 108H196V110L194 111ZM226 108H227V110H226ZM170 109H174V111H171ZM11 110H13V111H11ZM240 110H243V111H241L238 114V111H240ZM195 112H196V114H195ZM230 112H231V114H230ZM260 112L261 113L263 112L262 113L263 116H262V114ZM252 113H255V114H252ZM203 114H204V116H203ZM3 115H5V116H3ZM233 116L235 118H237V119L239 118V119L238 120L234 119ZM213 117H215L216 119L213 118ZM2 118H3V120H2ZM40 118H42V119H40ZM95 118L97 119L98 117L96 116ZM228 118H231L233 121H229L228 122ZM160 119H162V120H160ZM203 119H206V122H208V120L209 121L210 120H214V121H217V122L220 121L219 123H221V124H223L226 121V123H228L229 126L232 129H235V131L237 133L236 140H238L237 141L238 146L236 147L237 148L236 151L238 149L239 150L236 152V155H237L238 158L241 156L240 158H242V163L236 162L237 164L234 165V167H232V171H231V173L233 174L231 179L232 178L233 179L232 180L230 179V182H226V183L222 184L221 186L218 185L219 187H216V184L211 183L209 181H205L206 183L205 182L201 183L203 180H197L196 181L197 178L194 177V176L193 177L191 176V178H193V179L190 180L186 175H184L181 172L182 169H181L180 166H178L179 164H182V163L186 164L185 162L192 163L194 161V159L199 155V152L196 150V146L195 145L197 143H200L201 141H194V139L199 138V140H200V138H203V136L209 131V127L206 124V122H204L205 120L202 121ZM121 121H123V122H121ZM45 122H48V123L45 125ZM111 122H113V124ZM190 122H192V123H190ZM238 122H240V124H238ZM26 123L28 124V126H27ZM37 124L38 125L41 124V129L42 130H46V131H43L41 138L43 139L44 138L43 136L46 135L45 138H48V139L44 138L43 140H45V141L40 140V143H41L40 149L43 148L42 149L43 150V152H42L43 154L42 153H37V155H36V153H32L31 154L32 157H31L30 154H27L24 150H22L21 146L18 147V145L21 144V143H19L21 141V139L24 141V139L26 138L28 132H29V135H31V133H33L32 128H33V126H37ZM117 124H120V125H117ZM156 125L159 126V127H157L155 129ZM250 125L253 126V127H251ZM42 126H44V127H42ZM116 126H117V128H116ZM248 126H250V127H248ZM62 127H63V129H62ZM111 127H113V128H111ZM123 127H124V130H126V132L123 130ZM135 127H136V129H135ZM22 128H24L26 130H24ZM59 128H60V130H59ZM115 128L117 129V132H115L116 131ZM52 129H55V130H52ZM111 129H112V131H111ZM139 129L143 133L135 134V132L137 130H139ZM113 130H114V132H113ZM127 130H128V132H127ZM131 133H132L133 136L129 137V134H131ZM24 134L26 136H24ZM48 134H50V135H48ZM141 134H144L146 139H147L148 136H150V138L152 136V139H153L154 134H156L160 138V141L157 144H150V145H147L145 147L138 146L136 144L135 140L139 139ZM107 137H109V138H107ZM99 138H101V139H99ZM204 138H203V141H204ZM215 138L218 139V135H215L214 139ZM8 139L11 140L12 142L9 141ZM108 139H109V141H108ZM255 140H256V142H255ZM6 141H7V143L8 142H10V143L7 144ZM16 141H17V143H15ZM47 141H49V142L47 143ZM153 141L155 142L154 139H153ZM44 142L47 143L46 147L43 146ZM66 143H68V144H66ZM6 145H8V146H6ZM14 146H16V147H14ZM62 146H63V150L60 151V149H62ZM3 147H4V149H3ZM245 147H249L248 150H249V153H251V155H250V160H251L250 162L251 163H253L255 161V153H256V155H257V153H258V155L260 154L259 155V159L261 161H263V163L261 164V163H255L254 162L253 166L248 165V167H247L245 165V156L241 152V150H243ZM18 148H21V149L19 150ZM98 148H99V150H98ZM44 149H46V151H48V149H49L50 151L45 152ZM254 149H256V152H254ZM6 150H7V153H6ZM9 150H10V152H9ZM163 151H164V149H163ZM164 152L166 153V151H164ZM239 152H241V153H239ZM61 153H62V155H61ZM74 153H75V155L77 157L80 155V158L78 160H76L77 163L75 165H73L72 170H69L70 166H67L68 170H67V167H66L65 168L66 170L61 175L60 174H56L57 175L56 179H58V180L55 179L56 181L55 180L52 181L53 182L52 184H54V185H57V184L63 182L65 178H62V176H66L65 174H68V176H66V180L72 179L77 174H80L83 177V179L86 181L85 182V189L83 191L80 190L79 192H81V193L78 192V193L74 194L75 197H74V195H72L71 198H69L70 201H68V202H71V205H69V206L67 205V208L63 209L65 211H67L69 208H72L71 206L77 205V203L79 202V199L88 197L87 194L91 193L92 195L96 196L97 193L100 192L101 194H103V192H104V189L96 190L95 187H94V182H95L96 176H97V175H94V171L95 170L88 177V175H89L88 170L84 169L83 167H79L78 166L80 163L84 162V158L85 157L84 158L82 157L83 156L82 153H85V150L84 149H76L74 151ZM244 153L246 154V152H244ZM39 154H41V155H39ZM20 155H22V156H20ZM34 155H36V156H34ZM42 155H43V157H42ZM86 155H89V154H85V156ZM106 155L109 156L110 153L106 152ZM2 156L4 157L3 159H2ZM18 156H20V157H18ZM59 156H61V157H59ZM23 157H25V158L28 157V158L24 159ZM29 157H31V158H29ZM173 157H174V159H173ZM5 158H7V159H5ZM43 158H46V159H43ZM142 158L147 159V160L143 161L145 163H143V162L139 163V160L142 159ZM115 159L118 160V161H124L123 157H119V158H115ZM98 160H99V162H98ZM176 160H177V162H176ZM168 161L169 162L171 161V162L169 163ZM37 163H39L38 160H37ZM171 163H173V164H171ZM152 164L153 165L155 164V165L152 166ZM255 164L258 165V166H256ZM24 167L25 166H21V167H19L20 169L16 168V169H14V171L12 170L10 172L11 173L10 177H8V179H7V181H11L12 180V182H10L11 184H9L7 186V185H5L6 183H4V184H2V188L5 187L6 189L5 188H3V189H5L7 191L11 186L14 185L13 181L16 182L19 179H22V180L23 179H27L32 173V169L31 168L33 166H30V165L26 164V169ZM37 168H39V167H37ZM248 168H249V170H248ZM26 170L27 171L29 170V172H27ZM109 170L110 171H115L116 168L112 167ZM176 170H177L178 173H176ZM225 170H226V166H225L224 163H222L221 166L219 167L218 171L220 172V171H225ZM245 170H247V171H245ZM3 171L4 170H2V172ZM248 171H249V173H248ZM2 172L0 174H2ZM246 172H247V174H246ZM171 174L172 175L174 174V176H172ZM210 174L213 176L212 173H210ZM234 174H235V176H234ZM163 175H164V177H163ZM179 175H181V177L183 176L182 178H184V179L177 180L176 177H180ZM158 176H159V178H158ZM167 176H168V178H166ZM241 176H243V177L238 179V177H241ZM14 177H16V178H14ZM99 177L103 181H105L107 179V176H106V174L104 172H100L99 173ZM1 178L4 179V177H1ZM154 178H156L158 180L156 181V179H154ZM163 178H164V180H163ZM170 179H175L178 182L180 181L179 183L176 181V185H177V188L179 187L178 188L179 190H180V185H183V188H184V190L182 191L181 194L178 193L179 194L178 195V201L180 199V203L182 205L180 203H177L178 201H175L176 207H179V205H181V207L178 208V212H179L180 216L178 215L177 218H174V217L169 218L167 221H165V222H167V225H163V226H160L161 225L160 221H162V219L158 218L157 219V224H156L157 226H160V231L158 233V236H159L158 239L156 238V240L153 242V240L155 239L154 238L152 240L153 243H148V242H144L143 243L142 242L143 237L150 233L148 231L145 232V230H143V229H146V227H147L146 225H144V223L146 222V223H149L151 225L154 222V220L156 219V217L158 216L159 209L155 208V210L156 209L158 210V211L156 210V212H155V210H152L151 211L152 213H150V216L148 215L149 219L148 218L146 219V215H145L146 213L145 214L140 213V212L137 213V210H138V207H139V200L137 198H135V197L133 198L134 194H132V193L141 192V191L144 192V193L147 192V191L149 192V190L152 188V186H153V190H150V191H156V189L159 191L162 188V186L166 185V183ZM188 179H189V181H188ZM29 180L32 181L31 179H29ZM34 180L35 179H33V181ZM42 180H44V181H42ZM236 180H238V181H236ZM136 181H138V182H136ZM56 182H57V184H56ZM197 182H198V184H197ZM145 183H146V185H145ZM153 183H155L154 184L155 186L152 185ZM161 183H162V185H161ZM41 184H44V185H41ZM204 184H207V185H204ZM0 185H1V183H0ZM45 186H46V188H45ZM148 186H150V187H148ZM42 187H43V189H42ZM142 187L144 188V190H143ZM154 187H156V188H154ZM157 187H160V188L158 189ZM195 187H197V190L200 191V193L195 189ZM256 187L258 188V190L256 192H254V194H253V189L256 188ZM202 188H205L203 190H206V193L202 190ZM208 188H209V190H208ZM215 188L217 189V191H216ZM140 189H141V191H140ZM211 189H214L215 192H214V190L212 191ZM33 190L34 191L36 190V191L33 192ZM134 190H135V192H134ZM249 190H252V191H250V195H252L254 197H252V196H250L248 194ZM186 191H188V194L185 193ZM189 192H190V195H189ZM201 193H202V195H201ZM203 193H205V195H203ZM125 194L129 198H126ZM130 194H132V195H130ZM193 194H194V196H193ZM207 195L209 196V198L207 197ZM211 195H212V198L210 199ZM114 196H119V193L116 192V194H114ZM130 196H132V198ZM191 196L193 197V199H189V198H192ZM200 196H201V199H200ZM225 196H227L228 198H226ZM187 197H189V198H187ZM197 197H199V199L201 200V203L199 205V208L196 211V210L192 209V206L190 205V203L193 200L197 199ZM202 197L204 198L205 201L203 200ZM72 198H73V200L71 201ZM189 201H191V202H189ZM243 203L245 204L244 206H242ZM35 204L36 203H34V205H30V208L35 207ZM62 205H63V202H62L61 205H59L56 208V210L57 211H60V210L63 211L60 208ZM204 205H206V206H204ZM200 206L202 208H200ZM203 206L205 208L209 207L210 209L212 208V210L213 209L215 210V212L211 213V215L208 216V218L206 220L207 222L206 221L203 222V220H201V218H199V217H202L203 214H205V213H203L205 211V208ZM238 206H241V207L239 208ZM182 208H183V210H182ZM222 210H224V212H222ZM148 211L150 212V210H148ZM216 211L224 213L223 214L224 217H222V219H221L222 222H221V224H218V225H217L216 221L213 220V217H215L217 215ZM188 212H190V213H188ZM200 212H201L202 215L200 214ZM182 213H183V215H182ZM184 213H186V214H184ZM194 213H197V216ZM203 216L205 217V215H203ZM256 217L260 219V220L257 219L259 224L256 225L255 227H253L252 229L249 228L248 226H247L248 228L245 227L244 224L241 225V226H243V228L245 227L244 229L242 227H240V224H241L242 221H246L247 219L248 220L249 219L250 220H254V219H256ZM208 222L209 223H214L215 222L216 226L214 224H209ZM203 223L207 224V226L204 225ZM129 224H130V226H128ZM198 224H199V228L197 226ZM93 231H96V230H93ZM140 232H143V233H140ZM254 234L258 237L256 240L259 241V238H260L261 242L258 243L257 247H256V251L255 252L257 253V255L254 252L252 254V256H251L249 252L250 251L253 252L255 243H252V241L249 242L250 241L249 237L254 235ZM138 236H139V239L137 241H135L134 239H137ZM246 242H247V244L244 245L243 247L247 250V253H245V255L249 254L248 260H246V257H244L243 261H241V260L239 261L236 258L235 254H238L239 248L243 244H245ZM184 247L187 249V251H184V249H183ZM243 247H241L240 250L243 249ZM259 247L261 249H259ZM240 250H239V252H240ZM258 250H260V251L257 252ZM258 254L262 258H260ZM162 255H163V253H162ZM256 256L258 258H260L262 261L260 259H258ZM254 257H255V260H258L259 262L258 261L254 262L255 261ZM110 259L112 260L113 263H115V257L114 256L110 257ZM120 259H121V257H120ZM122 259H124V257Z\"/></svg>","mask_w":264,"mask_h":264}]
</instances>
